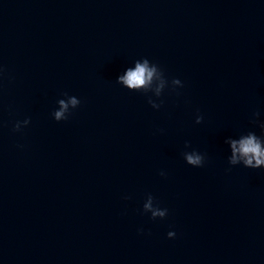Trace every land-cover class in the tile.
I'll use <instances>...</instances> for the list:
<instances>
[{
  "label": "water",
  "instance_id": "obj_1",
  "mask_svg": "<svg viewBox=\"0 0 264 264\" xmlns=\"http://www.w3.org/2000/svg\"><path fill=\"white\" fill-rule=\"evenodd\" d=\"M142 58L159 98L116 83ZM0 67V264H264V169L225 143L261 135L264 0H0Z\"/></svg>",
  "mask_w": 264,
  "mask_h": 264
},
{
  "label": "clouds",
  "instance_id": "obj_2",
  "mask_svg": "<svg viewBox=\"0 0 264 264\" xmlns=\"http://www.w3.org/2000/svg\"><path fill=\"white\" fill-rule=\"evenodd\" d=\"M3 74V68L0 67V76ZM116 83L126 88L129 91L142 92L144 94L152 93V96L159 98L166 87H169V81L165 78L163 70L154 62H150L147 58H142L134 61V67L127 68L122 75L116 79ZM170 86L173 90L178 87H183L181 80L173 78L170 81ZM66 98L57 101L58 108L52 112V118L59 122L67 120L72 114L71 110L76 109L81 101L76 96L63 94ZM148 103L152 108L158 109L161 103H156L151 96L148 97ZM259 113L254 112L253 117ZM203 116L196 115L195 123L200 124ZM256 123L254 119L252 121ZM30 123L29 119H24L22 122L17 121L13 125V131H20L23 126ZM261 135H256L255 132L249 131L242 134L239 138H227L225 143L230 149L228 164L230 166L242 165L249 169H264V123H259ZM190 144L185 142V148H189ZM184 161L193 167H202L205 163L206 156L197 150L185 151L182 153ZM165 175L163 171L159 173ZM127 198V197H125ZM142 210L145 213H150L151 219H163L168 214L166 208H161L158 202H155L151 194L146 196ZM168 238H174L175 232L169 231Z\"/></svg>",
  "mask_w": 264,
  "mask_h": 264
}]
</instances>
